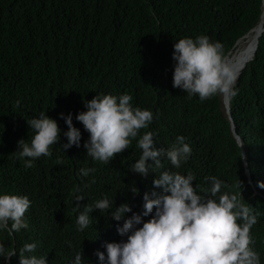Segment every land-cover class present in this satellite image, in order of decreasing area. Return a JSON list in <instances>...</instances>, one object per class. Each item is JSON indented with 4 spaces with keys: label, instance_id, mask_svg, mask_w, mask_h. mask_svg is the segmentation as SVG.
<instances>
[{
    "label": "trees",
    "instance_id": "16d2710c",
    "mask_svg": "<svg viewBox=\"0 0 264 264\" xmlns=\"http://www.w3.org/2000/svg\"><path fill=\"white\" fill-rule=\"evenodd\" d=\"M261 11L259 0H0V193L32 201L25 214L28 229L0 233L5 246L19 252L37 242L36 254L47 255L48 264H70L79 251L88 261L90 252L93 264H100L95 253L105 251L106 242L126 240L117 232L123 221L98 209L91 213L92 225L78 232L76 205L107 196L113 207L127 202L141 213L144 193L161 191L153 185L156 174L145 178L131 171L142 154L136 146L140 137L108 165L94 161L83 147L89 133L75 117L99 93H127L134 107L153 112V122L140 134L151 131L156 148L186 137L192 155L179 171L195 174L194 187L208 189L205 178L218 176L260 213L251 232L264 264V189L257 187L264 181V31L239 75L238 95L229 99L241 144L220 96L201 102L173 87L172 59L179 39L200 35L222 42L227 54L256 26ZM40 113L57 120L61 139L51 146V157L26 168L15 152L21 139L31 142L27 120ZM61 113H71L82 133L81 146L66 152L68 128ZM81 168L96 172L82 178ZM168 169L177 171L165 161L161 171ZM78 195L84 200L76 201ZM0 264H6L3 258ZM7 264H19V254Z\"/></svg>",
    "mask_w": 264,
    "mask_h": 264
},
{
    "label": "clouds",
    "instance_id": "9594fccd",
    "mask_svg": "<svg viewBox=\"0 0 264 264\" xmlns=\"http://www.w3.org/2000/svg\"><path fill=\"white\" fill-rule=\"evenodd\" d=\"M259 6L264 8V0H259ZM172 59L175 61L173 87L186 91L189 99L198 96L204 102L216 96L231 99L238 95L236 84L243 66L237 68L230 62L219 40L207 35L179 39L174 44ZM132 99L127 93H99L85 102L87 111L75 117L89 133L83 144L87 156L105 165L140 137L136 146L142 154L131 171L145 178L150 172L155 173L154 188L161 189L144 193L141 213L133 212L127 202L113 207L114 201L107 196L82 208L76 205L78 232L92 225L91 213L97 209L107 211L117 222L123 221L122 226L117 225V232L126 240L106 242L105 251L95 253L100 264H261L251 232L260 213L244 202L241 192L233 191L218 176L205 178L211 184L208 189L201 190L198 184L194 187L195 174L179 171L192 155L186 137L177 136L167 148H156L151 131L140 134L141 129H147L153 122V112L134 107ZM60 118L68 128L63 132L67 143L62 145V151L80 147L82 133L74 126L72 114L61 113ZM27 124L33 133L31 142L18 141L15 154L24 160V167L32 168L40 157H51V146L60 141L61 129L57 120L45 113L27 120ZM165 161L177 171H161ZM95 172V168H81L78 175L83 178ZM257 187L264 189V181H258ZM131 191L139 194L135 186ZM84 198L78 195L76 201ZM31 206L32 201L26 195L0 193V233L11 236L28 229L25 214ZM130 212L131 217H127ZM146 217L150 219L145 220ZM37 247V242L25 243L17 252L0 240V258L7 264L18 253L19 264H48L47 255L36 254ZM87 255L89 260L85 261L82 251L77 252L70 264H93V255L90 252Z\"/></svg>",
    "mask_w": 264,
    "mask_h": 264
},
{
    "label": "bare ground",
    "instance_id": "6f19581e",
    "mask_svg": "<svg viewBox=\"0 0 264 264\" xmlns=\"http://www.w3.org/2000/svg\"><path fill=\"white\" fill-rule=\"evenodd\" d=\"M264 23V8H262V15L260 18V25L257 26L253 31L248 33L243 40V44L241 47L237 48L231 56H228L230 62L236 65L237 68H240L242 64L247 61L252 56L253 46L255 43L256 34L260 28V26ZM244 69V68H243ZM242 69V70H243Z\"/></svg>",
    "mask_w": 264,
    "mask_h": 264
},
{
    "label": "water",
    "instance_id": "95a60500",
    "mask_svg": "<svg viewBox=\"0 0 264 264\" xmlns=\"http://www.w3.org/2000/svg\"><path fill=\"white\" fill-rule=\"evenodd\" d=\"M261 15H262V11H261ZM261 15H260V18H261ZM260 18H259V21L258 23L256 24V26H254L253 28H251L245 35H243L241 38H244L248 33H250L251 31H253L257 26L260 25ZM264 31V26L263 24L260 26L257 34H256V37H255V43H254V46H253V52H252V56L251 58H249L247 61H245L243 64H242V69L245 68L246 64L253 58L254 54H255V51L257 49V46H258V42H259V36L261 35V33ZM239 38L234 46L238 43V41L241 39ZM231 53V51H229L226 55L228 56L229 54ZM241 73V72H240ZM225 105H226V113H227V117H228V120L230 122V125H231V132H232V135L233 137L236 139V141L238 142V144H241L240 142V138L239 136L237 135V132L235 130V124L233 122V119L231 117V113H230V109H229V99L225 98ZM242 154H243V151H242Z\"/></svg>",
    "mask_w": 264,
    "mask_h": 264
},
{
    "label": "rangeland",
    "instance_id": "374dc122",
    "mask_svg": "<svg viewBox=\"0 0 264 264\" xmlns=\"http://www.w3.org/2000/svg\"><path fill=\"white\" fill-rule=\"evenodd\" d=\"M248 35V34H247ZM245 38V37H244ZM244 38H241L238 43L235 45V47L233 48V50L231 51V53L228 56H231V54L239 47L242 46L243 41L240 42L241 40H243ZM221 97V102H222V106H223V110L226 112V105H225V97L224 96H220Z\"/></svg>",
    "mask_w": 264,
    "mask_h": 264
}]
</instances>
